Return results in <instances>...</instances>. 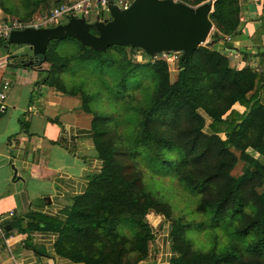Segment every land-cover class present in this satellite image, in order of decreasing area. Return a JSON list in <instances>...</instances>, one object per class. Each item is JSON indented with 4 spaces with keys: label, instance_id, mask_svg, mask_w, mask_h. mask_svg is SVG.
<instances>
[{
    "label": "trees",
    "instance_id": "1",
    "mask_svg": "<svg viewBox=\"0 0 264 264\" xmlns=\"http://www.w3.org/2000/svg\"><path fill=\"white\" fill-rule=\"evenodd\" d=\"M178 1L192 6L204 0ZM207 1H213L208 14L214 26L211 41L234 33L238 24L237 0ZM54 5L55 8L61 7L63 0H55ZM0 8L2 9L1 4ZM260 31L258 28L256 34ZM0 42L4 45L5 38H0ZM55 42L57 39L48 41L43 55L32 57L37 58V65H32L33 61L29 59L27 63L30 67H39L43 62L51 64L50 47ZM76 42L77 51L71 56L60 57V66L66 65L74 58L79 62L86 59L102 61L109 56L111 48L124 47L111 45L104 50H94L79 41ZM142 52L147 58L145 62L150 63L156 82L149 105L142 108L143 119L140 125L144 126L136 130L135 145L138 141L146 143L148 151L158 158H167L162 153L164 149L175 152L174 159L167 158L159 162L173 165L179 173L189 159L193 161L206 154L216 158L214 171L210 169V175L191 177L187 173V178L181 180L191 191L201 194L205 187H211L222 179V190L218 199L201 198V203L211 211L216 221L233 227L232 235L241 239L250 238L245 247L251 255L248 261L242 259L243 253L237 244L232 245L231 250L226 252H216L215 249L199 251L186 244L184 247L173 248L176 255L170 259V264H260L257 256L264 255V190L260 194L251 192L255 197L254 204L258 205L250 215L247 208L251 207L247 197L243 195V189L251 172L259 173L261 183H264V75L247 66L235 69L229 66L227 58L219 51L209 46H197L185 58H181V52L177 54L176 78L169 84L165 60L152 58L143 50ZM40 69L45 73L49 71ZM48 82L56 90L60 89L47 74L43 75L40 84ZM235 103L243 107L241 113L231 109ZM196 109L203 110L211 121L210 132L201 131L203 118L195 113ZM184 112L191 114L197 124L195 135L185 143H178L174 139L171 141L166 135L159 134L157 129L145 127L148 121L157 122L164 117ZM223 115L226 117L222 119ZM20 124L22 129L25 128L23 123ZM220 131L224 133V139L219 137ZM202 141H205V148L199 152L197 146ZM110 147V152L119 153L116 145ZM229 148H238L240 158L247 163L243 172L236 177L228 173L236 161ZM248 148L256 152L259 159L245 152ZM129 150L126 148L125 152ZM137 153L134 151L132 154ZM129 156L131 157V154ZM111 158L109 155L108 164L113 162L109 161ZM109 167H102L99 172L90 175L86 190L73 199L69 214L63 222L44 223V229L57 233L53 246L55 254L81 264H139L146 257L147 243L153 240V232L144 216L151 210L162 212L164 203L145 190L140 173H136L132 178L124 177L120 174L119 167ZM119 179L124 180L122 188H125L127 193L119 192ZM89 199H92L90 203ZM168 214L169 211L165 213ZM235 220L241 222L235 223ZM9 225L11 228L13 223L10 222ZM36 225L30 223L24 228H21L20 224L16 226L17 230L24 232L36 230ZM125 227L129 228V234L123 231ZM10 228L5 230V234ZM24 246L36 250L31 243H25ZM126 254L133 257L123 260L122 257Z\"/></svg>",
    "mask_w": 264,
    "mask_h": 264
},
{
    "label": "rangeland",
    "instance_id": "2",
    "mask_svg": "<svg viewBox=\"0 0 264 264\" xmlns=\"http://www.w3.org/2000/svg\"><path fill=\"white\" fill-rule=\"evenodd\" d=\"M54 1L0 0L2 6V9L0 8V29L55 26L65 23L67 16L72 14L75 17H84L89 31L96 33L95 27H93L94 22L100 20L99 18L109 19L107 9L102 8L100 3L95 0H63L60 11L73 5L76 6L72 12L64 11L61 14H58L59 10H56ZM206 2L208 1L204 0L192 6ZM213 32L212 24L205 41L198 46L205 48L210 46V36ZM76 41H78L76 38L69 36L57 39V42L50 47L51 64L43 62L39 66V68L49 69L46 73L41 71L43 75L47 74L49 79L60 88L56 90V96L59 99L50 106L60 111L71 110L76 115H83V119H86V124L92 131L89 148L98 165L95 173L99 172L102 167L110 168L109 165L119 167L120 174L124 177L132 178L136 173H140L145 190L164 203L162 212L151 210L144 216L153 232V240L147 243L146 257L149 255L150 243H153L156 238H160L165 226L168 225L172 250L189 244L194 250L215 249L216 252H226L231 250L232 245L237 244L243 253L242 259L248 261L251 255L248 254L245 247L246 241H249L250 238L241 239L232 235L233 227L224 226L216 221L212 217L211 211L200 200L201 198L204 200L218 199L221 195L222 179H219L211 187H205L201 194L191 191L181 180V178L183 180L187 178V173L191 177L210 175V169L214 171L216 158L213 159L210 154H206L193 161L189 159L187 164L181 167V173H179L173 165L159 162V160L167 158L174 159L175 152L164 149L162 153L167 158H158L148 151L146 143L138 141L135 145L136 130L144 126L140 125L143 119L142 108L149 105L156 82L149 66L150 63L145 62L147 58L144 57L142 49L140 47L130 49L132 47L129 45L122 49L111 48L109 56L106 59L101 58L102 61L86 59L79 62L74 58L66 65L60 66L58 63L60 57L71 56L77 51ZM5 45H9L6 50L10 58L17 57L14 58L15 61L20 60L19 63H23V65L33 57L31 51L27 49V45L8 44L7 42L2 45L0 42L1 49ZM28 66L30 67V65ZM166 68L167 82L171 84L175 80L178 70L176 59L166 62ZM195 113L203 118L201 131L203 133L210 132L211 121L204 111L196 109ZM177 115L164 117L157 122L148 121L145 127L157 129L159 134L166 135L165 137L171 141L174 139L178 143L180 141L185 143L196 133V119L186 112ZM225 117L223 115L222 119ZM218 135L221 139L225 137L222 131ZM113 145H116L118 154L110 152V146ZM126 148L130 150L125 152ZM204 148L205 141H202L198 144L197 151L201 152ZM134 151L138 153L133 155ZM229 151L236 161L228 173L232 177H236L243 172L247 163L240 158L238 148H229ZM245 152L259 159V155L251 149L248 148ZM109 155L112 157L109 161H113L111 164H108ZM247 178L243 195L247 197L248 205L251 207H248L247 211L252 215L258 204H254L255 197L251 192L260 194L264 190V183H261L262 178L259 173L252 174L251 172V176ZM117 182L121 184V186H117L121 189L119 192H126L125 188H122L124 180L119 179ZM91 201L92 199L88 200L89 203ZM168 211L169 214L165 215ZM240 222L241 220H235V223ZM123 231L126 234L130 233L127 227ZM132 257L133 255L126 254L122 258L129 260ZM257 258L260 264H264V255L257 256Z\"/></svg>",
    "mask_w": 264,
    "mask_h": 264
},
{
    "label": "crops",
    "instance_id": "3",
    "mask_svg": "<svg viewBox=\"0 0 264 264\" xmlns=\"http://www.w3.org/2000/svg\"><path fill=\"white\" fill-rule=\"evenodd\" d=\"M237 6L235 32L228 41L210 39L209 47L224 55L229 66H247L264 75V0H237ZM7 48H0V86L7 84L0 111V217L13 226L6 242L0 237V264H11V253L19 264H81L54 253L57 233L44 229V223L63 222L97 171L89 148L91 130L83 115L52 108L59 99L55 87L40 84L41 69L10 58ZM231 109L243 111L236 103ZM30 223L38 228L17 230V224L24 228ZM162 233L141 264H170L174 252L168 225Z\"/></svg>",
    "mask_w": 264,
    "mask_h": 264
},
{
    "label": "water",
    "instance_id": "4",
    "mask_svg": "<svg viewBox=\"0 0 264 264\" xmlns=\"http://www.w3.org/2000/svg\"><path fill=\"white\" fill-rule=\"evenodd\" d=\"M212 2L190 6L174 0H133L123 10L108 4L109 19L94 22L95 34L89 31L84 17L69 16L65 23L55 26L11 29L6 42L27 45L37 56L43 55L48 41L69 36L94 50L129 45L149 55L177 51L185 58L205 41L212 27L208 18ZM9 228L5 225L6 230Z\"/></svg>",
    "mask_w": 264,
    "mask_h": 264
},
{
    "label": "built area",
    "instance_id": "5",
    "mask_svg": "<svg viewBox=\"0 0 264 264\" xmlns=\"http://www.w3.org/2000/svg\"><path fill=\"white\" fill-rule=\"evenodd\" d=\"M96 1L100 3L102 8H106L107 9V5L110 4V5L118 8L119 10H123L126 7H128L133 0H95V2ZM75 6L73 5L71 7H67L66 9H64V11L65 12L66 11L72 12V10L74 9ZM60 8L61 7L56 8L57 11L59 10L58 14H61L62 12H64V11H60ZM69 16H73V15L70 14V15L67 16V18ZM99 19L103 20V19H105V17L104 18H99ZM32 27H35V26H32ZM17 29H20V28H17ZM10 30L11 29H0V37L6 39ZM223 39L225 41H228L230 39V37L228 35H224ZM178 53L179 52H177V51H160V52H157V53H153L151 55V57L152 58H161V59H164L165 62H169V61H171L173 59H176ZM6 88H7V84L6 83H2V85L0 86V111H2V99H3L4 91H5ZM11 216H12V212H9L7 214V217H11ZM4 220H5L4 217H0V237L2 239H4V242H6V240H5V230H6L5 229V224L6 223L4 222ZM10 260H11V264H19V261L12 256V253L10 254Z\"/></svg>",
    "mask_w": 264,
    "mask_h": 264
},
{
    "label": "flooded vegetation",
    "instance_id": "6",
    "mask_svg": "<svg viewBox=\"0 0 264 264\" xmlns=\"http://www.w3.org/2000/svg\"><path fill=\"white\" fill-rule=\"evenodd\" d=\"M37 58H32L31 60L33 61V64L32 65H37V61H36Z\"/></svg>",
    "mask_w": 264,
    "mask_h": 264
}]
</instances>
